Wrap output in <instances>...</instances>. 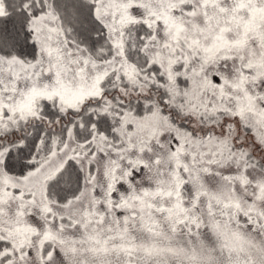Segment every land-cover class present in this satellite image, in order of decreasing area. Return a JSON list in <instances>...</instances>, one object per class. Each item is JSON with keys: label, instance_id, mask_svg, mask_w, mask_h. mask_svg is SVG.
<instances>
[{"label": "snow or ice", "instance_id": "obj_1", "mask_svg": "<svg viewBox=\"0 0 264 264\" xmlns=\"http://www.w3.org/2000/svg\"><path fill=\"white\" fill-rule=\"evenodd\" d=\"M0 264H264V0H0Z\"/></svg>", "mask_w": 264, "mask_h": 264}]
</instances>
